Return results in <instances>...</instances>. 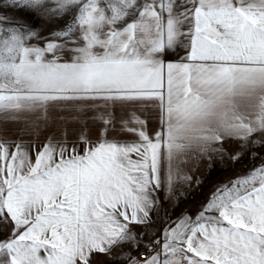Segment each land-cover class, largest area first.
Masks as SVG:
<instances>
[{
	"label": "snow or ice",
	"instance_id": "obj_1",
	"mask_svg": "<svg viewBox=\"0 0 264 264\" xmlns=\"http://www.w3.org/2000/svg\"><path fill=\"white\" fill-rule=\"evenodd\" d=\"M22 115L58 127L0 138V264H264V0H0V121ZM228 142L260 164L145 243L192 180L173 162Z\"/></svg>",
	"mask_w": 264,
	"mask_h": 264
},
{
	"label": "crops",
	"instance_id": "obj_2",
	"mask_svg": "<svg viewBox=\"0 0 264 264\" xmlns=\"http://www.w3.org/2000/svg\"><path fill=\"white\" fill-rule=\"evenodd\" d=\"M65 60H68L69 57L65 55ZM169 59H176L175 55H170ZM118 115L124 114V110L116 105L113 109ZM146 114H148L149 110L145 109ZM54 115L66 114L63 109L58 110ZM150 114L153 117L149 121V127L152 130L158 131L160 129L159 124V112L156 107L150 108ZM89 116L92 115L91 112L88 113ZM41 126L38 128L37 125ZM90 126L93 128V135H95V125ZM54 127H58V125L53 126L51 122H49V126L47 128L43 127L42 122L37 121L35 116L22 115L18 120H8V121H0V138L17 142L23 141L29 145H41L45 141V138L54 130ZM67 130L69 134V138L72 139L74 136V129L78 130L79 125H74L72 123L67 124ZM204 159H196L192 158L187 160V162H181L180 159H177L173 162V168L179 167L182 174H187L192 177L190 183L185 182L184 180L176 181V191L175 195L169 199L167 193L164 189H161L159 195L162 198V207H158L152 213V218L155 221L154 224L150 225V231L147 237H145V243H148L149 240H155L158 237L162 238V230L164 227L169 226L170 222L176 221L182 213L187 214L189 217H192L190 212L186 211V205H184L180 196L182 193L189 188L194 180L197 177L198 171L203 163ZM193 218V217H192ZM194 219V218H193ZM137 232L143 231L142 228L137 227L135 229Z\"/></svg>",
	"mask_w": 264,
	"mask_h": 264
},
{
	"label": "rangeland",
	"instance_id": "obj_3",
	"mask_svg": "<svg viewBox=\"0 0 264 264\" xmlns=\"http://www.w3.org/2000/svg\"><path fill=\"white\" fill-rule=\"evenodd\" d=\"M22 14L26 15L24 13ZM28 18L31 19V17ZM62 24L63 21L58 25H49L41 18L37 20L36 27L43 25L44 33L47 34L50 29L62 26ZM224 147L227 149L228 156L223 160L215 158L212 161L205 158L196 179L180 196L181 202L187 207L185 208L186 211L190 212L193 218H195L202 210V207L207 204L217 185L245 174L254 165H258L261 162L260 157L253 158L248 154H245L239 161H233L229 157L235 153L237 145L228 142ZM197 181H199V184H197Z\"/></svg>",
	"mask_w": 264,
	"mask_h": 264
}]
</instances>
